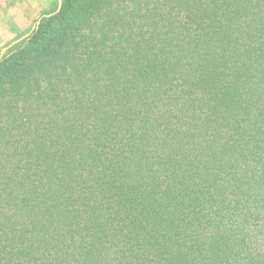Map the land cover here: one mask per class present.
<instances>
[{"label": "trees", "instance_id": "16d2710c", "mask_svg": "<svg viewBox=\"0 0 264 264\" xmlns=\"http://www.w3.org/2000/svg\"><path fill=\"white\" fill-rule=\"evenodd\" d=\"M57 6L0 56V264H264V0Z\"/></svg>", "mask_w": 264, "mask_h": 264}, {"label": "rangeland", "instance_id": "374dc122", "mask_svg": "<svg viewBox=\"0 0 264 264\" xmlns=\"http://www.w3.org/2000/svg\"><path fill=\"white\" fill-rule=\"evenodd\" d=\"M52 1L53 0H0V23H9L14 17H19L21 13L23 17L22 24L19 25V34L17 36L23 35L34 27L38 14L46 9ZM30 2H32V4ZM24 17H27L26 21ZM10 41H12V38H8L0 44V56L10 48H4Z\"/></svg>", "mask_w": 264, "mask_h": 264}, {"label": "crops", "instance_id": "0c3cea01", "mask_svg": "<svg viewBox=\"0 0 264 264\" xmlns=\"http://www.w3.org/2000/svg\"><path fill=\"white\" fill-rule=\"evenodd\" d=\"M32 4V2H30ZM22 15L19 14V17H14L9 23H0V44L6 41L8 38H14L19 33V25L22 24ZM25 21L27 17H24Z\"/></svg>", "mask_w": 264, "mask_h": 264}, {"label": "water", "instance_id": "95a60500", "mask_svg": "<svg viewBox=\"0 0 264 264\" xmlns=\"http://www.w3.org/2000/svg\"><path fill=\"white\" fill-rule=\"evenodd\" d=\"M61 1L62 0H57V4H58L57 9L60 7Z\"/></svg>", "mask_w": 264, "mask_h": 264}]
</instances>
